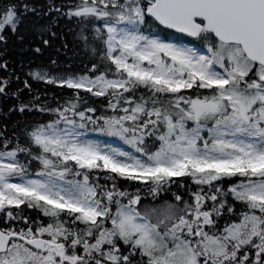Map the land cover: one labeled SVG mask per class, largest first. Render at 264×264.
<instances>
[{
  "label": "snow or ice",
  "instance_id": "snow-or-ice-1",
  "mask_svg": "<svg viewBox=\"0 0 264 264\" xmlns=\"http://www.w3.org/2000/svg\"><path fill=\"white\" fill-rule=\"evenodd\" d=\"M30 15L89 60L11 92L40 118L0 131V264H264V0H8L0 43Z\"/></svg>",
  "mask_w": 264,
  "mask_h": 264
},
{
  "label": "trees",
  "instance_id": "trees-1",
  "mask_svg": "<svg viewBox=\"0 0 264 264\" xmlns=\"http://www.w3.org/2000/svg\"><path fill=\"white\" fill-rule=\"evenodd\" d=\"M8 0H0V4L7 3ZM15 2V0H13ZM35 5L43 6L46 0H31ZM62 0H57V3ZM46 17L39 19L34 15H30L26 18V22L21 26L16 35L7 33V43H0V62L7 61V72L0 69V78L7 77L10 81V87L7 89L8 94H0V131L7 129V134L11 135L13 130H18L25 124L32 122L33 120L39 119L40 114L33 112L20 114L15 111L17 100L11 95V92L16 91L18 87L22 88V82L28 80L32 89V95H39L43 100L47 96L49 102H52L56 98L57 93H61L62 90L45 85L42 82L33 80L29 73L34 69H44L50 72L60 71H72L79 72L85 68L89 60L76 41L74 40V24L68 23L64 19L58 21V26L55 31L58 33V37L55 40H50L48 46H44L41 40L38 38V33L34 31V22L44 23ZM22 35V39H18V36ZM63 37V39L60 38ZM47 38V37H45ZM67 45V48L64 47ZM40 47L39 53L35 52L34 49ZM55 59L57 63L53 65L51 61ZM19 77V83L17 82ZM66 94V93H65ZM29 93L26 89L22 91V99L27 100ZM90 103L97 106L105 103L100 98H94ZM10 109H12L10 111ZM185 189H179L173 187L171 192L180 194ZM143 195V194H142ZM162 200H171V193L162 196ZM142 206H153V201L145 199L141 202ZM24 215H35L34 213L25 211Z\"/></svg>",
  "mask_w": 264,
  "mask_h": 264
},
{
  "label": "rangeland",
  "instance_id": "rangeland-1",
  "mask_svg": "<svg viewBox=\"0 0 264 264\" xmlns=\"http://www.w3.org/2000/svg\"><path fill=\"white\" fill-rule=\"evenodd\" d=\"M34 70H39V71H47V70H44V69H34Z\"/></svg>",
  "mask_w": 264,
  "mask_h": 264
}]
</instances>
